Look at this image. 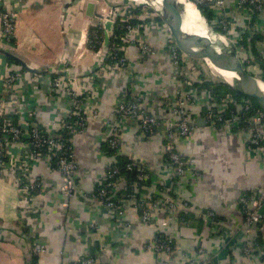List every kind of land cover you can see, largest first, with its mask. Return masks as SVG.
<instances>
[{"label": "crops", "instance_id": "obj_1", "mask_svg": "<svg viewBox=\"0 0 264 264\" xmlns=\"http://www.w3.org/2000/svg\"><path fill=\"white\" fill-rule=\"evenodd\" d=\"M86 1L85 11L79 12L80 0L71 4L69 0H0V7L19 12L11 42L1 35L0 25V94L8 72L19 73L21 80L15 91L21 100L22 115L24 107L34 108L36 121L41 125L60 122L70 105L64 90L52 89L48 75L88 78L101 63L103 48L98 52L91 49L87 34L100 26L98 16L104 7L99 0ZM91 3L94 13L88 16ZM121 6L128 14L135 10L129 1L123 0ZM140 10L136 16L151 19L152 14ZM217 14L231 21L228 39L236 44L239 55L254 61L255 70L261 72L253 51L264 59V13L255 14L230 1ZM144 36L157 50L156 55L144 56L138 48H128L125 70L93 91L89 114L95 111L98 117L90 115L84 130L73 137L77 183L84 192L93 193L117 161L103 147L109 138L106 122L116 117L118 104L135 98L147 113L166 119L183 87L164 48L166 29H151ZM8 54L23 64H10ZM187 57L201 64L202 59ZM201 73L190 75L195 79ZM198 96L201 101L192 108L194 132L177 141L181 155L198 174L189 179L182 192L181 200L189 203L188 212L181 207L174 215L156 211L151 221L142 218V206L152 203L156 189L173 181L166 160L164 125L147 136L136 122L119 119L122 127L118 156L146 170L151 180L149 187L135 190L139 198L122 195L127 205L123 219L97 199L64 198L59 191L60 174L52 161L46 156L29 157L28 140L11 144L13 161L8 160L9 166L0 171V264H29L34 256L38 258L36 264H71L88 254L96 257L94 264H157L166 259L165 254L148 251L144 246L158 236L172 238L175 243L176 255L171 264H186L184 254L197 257L199 264H256L242 251L249 238L244 232L239 199L243 194L264 189V150L250 147L244 132L210 122L204 113L209 94L204 91ZM25 171L28 180L41 186L32 201L24 200L17 186L18 179L26 177ZM126 184V180H119V190H124ZM65 202L68 207H64ZM28 206L37 211L28 210ZM210 211L215 213L216 222L206 216ZM181 212L189 213L190 218L181 220ZM164 220L169 223L167 228L161 226ZM258 235L264 248V226ZM36 241L48 247L47 255H34L32 246ZM199 250L203 253L197 256Z\"/></svg>", "mask_w": 264, "mask_h": 264}, {"label": "built area", "instance_id": "obj_2", "mask_svg": "<svg viewBox=\"0 0 264 264\" xmlns=\"http://www.w3.org/2000/svg\"><path fill=\"white\" fill-rule=\"evenodd\" d=\"M198 6H207L210 11L214 12L216 17L212 21L214 25L222 28L224 32L231 28V21L222 18L217 12L224 8L228 2H233L237 7L246 9L250 12L264 13V0H192ZM75 0H69V3H74ZM86 0H80V11H85ZM131 3V2H130ZM156 3V2H155ZM139 6H135V9ZM157 11V10H156ZM19 17L18 11L9 10L0 7V25L1 35L11 42L15 35L16 22ZM99 25L103 27L105 32V24L110 22L113 27L108 32L109 42L100 51L101 63L91 77H51L50 85L53 90H64L68 96L70 105L63 118L58 123H47L44 125L36 121L37 112L32 107H24V115H22L21 100L16 94V88L21 80V75L17 72H8L4 80V91L0 94V171H4L9 162L13 161V155L10 152V145L13 143L28 140L29 142V157L38 159L46 156L56 164L55 169L60 174L62 185L59 188L62 196L68 200L76 197L84 199L94 198L99 200L107 209L115 212L119 219H123L127 212L126 200L116 197L119 191L118 184L115 179L120 176V168L116 165L117 161L110 167L107 172L105 181L100 184L93 193H87L79 188L78 180V164L73 153V137L84 130L87 121L92 115L98 117V113L91 111L93 91L101 83L112 81L117 75L121 74L128 65V58L125 52L128 48H138L139 52L144 56L156 55L157 50L153 48L145 38V33L151 29L164 27L168 33V38L165 41L164 48L170 56L173 66L177 69L182 89L177 93L174 102L170 105V117L166 119L159 118L155 115L147 113L139 103L138 99H133L130 102H120L116 108V117L107 120L106 128L109 132L108 144L109 147L115 150L113 157H117L121 153L120 147V131L122 123L120 118H127L137 123L139 129L144 135L153 134L158 127L164 125L166 131L164 139L166 146V160L172 173V183L166 191L162 190L160 196L162 200L154 196L148 205L142 206L143 221H151L154 212L159 211L168 215H174L179 210L185 208V212L189 211V203L181 200L182 192L186 188V184L191 178H197L198 174L194 172L189 165L187 159L181 155L178 147V140H185L190 137L195 129L193 119V106L197 101H201L198 96L196 84H200L203 77L201 74L195 79L189 77L191 71L197 68L191 67L189 59L184 56L174 42L173 37L169 34V29L165 22L162 24L156 21V18H161L157 15H151V21L145 24L133 25L130 21L138 19L142 23L146 18L136 16L135 13H126L124 8L111 6L110 10L104 7L101 14L98 16ZM119 22L124 23L125 34L119 37H114V28ZM143 30V31H142ZM142 31V32H141ZM226 36V35H225ZM227 37V36H226ZM228 38V37H227ZM113 39H117L113 40ZM241 57V55H240ZM243 64L248 65L250 73L255 70L254 61L241 57ZM247 69V68H246ZM211 72V71H210ZM212 73V72H211ZM206 77L205 75H203ZM207 78V77H206ZM260 79V78H259ZM262 80V79H261ZM264 81V80H263ZM218 102V103H217ZM233 103L236 109L229 107ZM207 118L210 122L221 123L224 127L238 129L246 134L247 142L250 147L264 150V110H255L253 103L249 100H242L237 103L233 99L225 98L221 102L218 100L212 101L209 96L207 103ZM25 116V118H21ZM245 116V120H244ZM242 121L245 123L241 125ZM15 161V160H14ZM27 163V162H26ZM26 168V167H25ZM134 166L128 164L126 169L133 170ZM140 176L143 179L149 180L150 176L144 169L139 168ZM25 178H20L17 181V186L24 200H31L34 194L41 188L38 182H33L27 179L28 173L25 171ZM182 204V206H181ZM239 204L245 219V235L249 241L243 243L242 251L247 257L255 259L256 264H264V248L258 247L254 239L258 232L264 226V189H257L249 194H243L239 199ZM69 203H64V207H68ZM28 210L37 211V208L28 206ZM209 219L216 222L217 217L214 212L210 211L206 215ZM168 221L164 220L162 227L167 228ZM218 226V224H215ZM144 248L148 251L165 254V260L157 264H171L175 257L176 248L172 238L166 236H158L153 241L145 244ZM32 252L37 256H44L49 253V249L45 244L36 241L32 246ZM202 250L198 251L200 256ZM186 264H199L196 257L188 254L182 255ZM96 257L88 254L80 257L71 264H94Z\"/></svg>", "mask_w": 264, "mask_h": 264}, {"label": "trees", "instance_id": "obj_3", "mask_svg": "<svg viewBox=\"0 0 264 264\" xmlns=\"http://www.w3.org/2000/svg\"><path fill=\"white\" fill-rule=\"evenodd\" d=\"M201 9H202L204 15L208 18V20L211 22V24L215 27V29L218 32H220L223 35H226L228 37V34H227L228 31L224 32L222 30V28H219V27H217L216 25L213 24L212 21L216 17L215 13L210 11L207 6H201ZM140 12H141V10L139 8H136L133 11V13H135V14H139ZM255 14H257V13L255 12ZM156 21L158 23H160V24L163 23L161 18H156ZM146 22H149V19H146V21H144V23H142L138 19L130 21V23L133 24V25L145 24ZM124 26H125L124 23H121V22H119V20H117V24H116V26L114 28V37H119V36L125 34L126 30H125ZM256 37H258V36H256ZM104 40H105V32H104V29H103L102 26H95V27L90 29V31L88 33V46L91 49H94L97 52L100 51V49L103 46ZM113 40L118 41L117 39H113ZM253 52L255 54V57H256L257 61L260 64V67H261L260 69L262 71L258 72L257 70H253L252 74L254 76H256L257 78H260V79L264 80V59H263L262 55L260 53H258L256 50H254ZM6 56L8 57V62L10 64H15V63L17 64V61H15L9 54L6 55ZM245 67L247 68L248 71H250V69H248V65L245 64ZM40 73L45 75V73L43 71L40 72ZM50 76L53 77V78L56 77L55 74L54 75L52 74ZM201 77H203L201 83L200 84H196L198 92L200 93V92L206 91L209 94V96L212 98V101L218 100L219 102H221L225 98H230V99H233L235 102L240 103V102H242V100H249V101H251L253 103V105L255 107V110H260V106H259V104L256 101L251 100V99H249L247 97H244V96L240 95L238 92L234 91L230 86L226 85L225 83H221V82L220 83H216V82L210 80V78L204 77L202 75V73H201ZM229 107L234 109V110L236 109V106L233 103H230ZM207 111H208L207 107L205 106L204 113L205 112L207 113ZM244 120H245V116H244ZM216 124L219 127L223 126L221 123H216ZM243 124H245V123L242 121L241 125H243ZM103 149H104V152L107 155L113 156L114 153H115V150H113V149H111L109 147L108 142H106L104 144ZM116 158H117V164L116 165L120 168V171H121L120 176L118 178H121L120 180H122V179L126 180V183H127L124 190H122V191L119 190L116 193L117 194L116 197L119 198L123 194H126V195H134L137 198H139V194L135 193V192L138 191V190L142 191V189L144 187H149L151 185V180H147V179L141 178L139 167L136 166L135 164H133L131 161L125 160V159L121 158L120 156H117ZM52 164H53V167H56V164L53 161H52ZM128 164H132L134 166L133 170L128 171L126 169ZM145 172H146V170H145ZM118 181H119V179L117 180V178H116L115 179V183L118 184ZM169 186H171V185L169 184V185H165V186H159V188L156 189L157 193L155 195H157V197L161 198V196H160L161 191L162 190L166 191V189ZM98 188H101L100 185L97 186L96 190ZM246 194H249V193H246ZM179 217H180L181 220H188L190 218V214L181 212ZM254 242H255V244L258 247H262L263 248V241H262L260 235H258V237L256 239H254ZM37 260H38V258L36 256H34V257H32V259L29 262V264H36Z\"/></svg>", "mask_w": 264, "mask_h": 264}, {"label": "water", "instance_id": "obj_4", "mask_svg": "<svg viewBox=\"0 0 264 264\" xmlns=\"http://www.w3.org/2000/svg\"><path fill=\"white\" fill-rule=\"evenodd\" d=\"M192 3L198 10L199 14L204 20V23L209 30V33L214 35L216 41L210 37L200 36L201 40L205 42L207 45L212 47V51L204 60V63L207 65L208 69L212 72H216L213 68L216 67L219 70L232 72L237 75V78L233 81V85L224 82L226 85L230 86L234 91L238 92L240 95L247 97L251 100L256 101L260 108L264 110V91L261 88V82L264 83L263 80L257 78L253 74H251L243 64V61L238 53L234 48L231 47V41L222 33L218 32L215 27L211 24L208 18L204 15L200 6H198L194 1L188 0ZM172 7L177 12L178 18L181 21H184L185 18V8L179 2V0H170ZM140 9L148 8L151 10H161L165 15L169 16L170 12L166 8H163L159 4L155 3L154 1L147 0L143 4L139 6ZM94 13V4H89L88 6V16H93ZM162 19V18H161ZM172 22H165L168 25L176 43L180 51L184 53V55H196L193 52V42L192 40H183L181 38V33L179 32V26L177 23ZM105 45L109 42L108 32L112 30L113 25L110 22L105 24ZM222 39L226 40V44L222 41ZM198 55V54H197ZM196 55V56H197ZM11 56V55H10ZM15 61L18 63L23 64L18 58L11 56ZM189 59V58H188ZM189 61H192L189 59ZM197 63V61H192ZM213 65H211L210 63ZM217 73V72H216ZM220 75V74H219ZM221 76V75H220ZM222 77V76H221ZM223 78V77H222ZM224 79V78H223Z\"/></svg>", "mask_w": 264, "mask_h": 264}, {"label": "bare ground", "instance_id": "obj_5", "mask_svg": "<svg viewBox=\"0 0 264 264\" xmlns=\"http://www.w3.org/2000/svg\"><path fill=\"white\" fill-rule=\"evenodd\" d=\"M130 2L135 3L137 6L140 2H145L146 0H128ZM157 4L162 6L163 8H166L169 10L170 15H165L161 10H157V13H160V16L162 20L164 19L165 22H172L171 18H173V21L178 24L179 26V32L181 33V38L185 41L192 40L193 42V52L197 55H189L191 57H195L197 59H201L203 55L208 57L210 52L212 51V47L207 45L205 42H203L200 38V36H206L210 37L213 42L216 41V38L214 35L209 33V30L207 29L203 18L199 14L197 8L190 3L188 0H179V2L184 6L185 8V18L184 21H181L178 18L177 12L174 10V8L171 5L170 0H155ZM191 36L192 38L187 37V35ZM222 41L226 44V40L222 39ZM231 47L234 48L236 51V45L231 41ZM187 57V54L185 55ZM189 58V57H187ZM210 63V62H209ZM211 64V63H210ZM212 65V64H211ZM213 66V65H212ZM214 70L221 74L223 78H229V84L233 85V81L237 78V75L232 72L222 71L214 67ZM261 88L264 91V83L261 82Z\"/></svg>", "mask_w": 264, "mask_h": 264}, {"label": "rangeland", "instance_id": "obj_6", "mask_svg": "<svg viewBox=\"0 0 264 264\" xmlns=\"http://www.w3.org/2000/svg\"><path fill=\"white\" fill-rule=\"evenodd\" d=\"M122 1L123 0H121V1H118V2H116V0H99V2L101 3V6H103V7H105L107 10H108V12H109V10H110V7L111 6H115V5H120V6H115V7H118V8H123V6H121V3H122ZM125 1H128V0H125ZM147 1V0H146ZM151 1H154L155 2V0H151ZM130 2V1H129ZM115 3V4H114ZM134 6H137L135 3H133V2H131ZM144 2H140L139 3V5L138 6H140L141 4H143ZM143 11L142 12H144V13H149L150 15L152 14L154 17H156L157 15H159L160 16V13L158 14L157 13V11H154V10H151V9H148V8H143L142 9ZM163 27V26H162ZM166 27L169 29V27H168V25L166 24ZM169 34H171L170 36L171 37H173V35H172V33H171V31H170V29H169ZM92 35V34H91ZM90 35V36H91ZM187 35V34H186ZM87 37H88V34H87ZM187 37H189V38H192L191 36H189V35H187ZM173 39H174V37H173ZM174 42H175V44L177 45V43H176V41H175V39H174ZM178 47V46H177ZM181 53H182V51H181ZM183 55H184V53H182ZM185 56V55H184ZM244 57V56H243ZM201 64L200 63H194V62H190V65H191V67H194V68H197L196 69V71H201L202 72V75H205L206 77H208V78H210V80H212V81H214L215 82V80H218V81H220V79H222L223 81H226V82H229V78L227 77V78H222L220 75H219V73H216V72H213L212 71V73L210 72V70L208 69V67H207V65L204 63V60H206V56L205 55H203L202 57H201ZM205 70V71H204ZM191 72H193V71H191ZM191 75H189V77H190Z\"/></svg>", "mask_w": 264, "mask_h": 264}]
</instances>
